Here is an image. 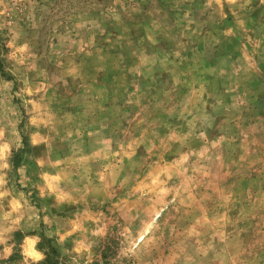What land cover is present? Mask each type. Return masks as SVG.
<instances>
[{"label": "rangeland", "instance_id": "1", "mask_svg": "<svg viewBox=\"0 0 264 264\" xmlns=\"http://www.w3.org/2000/svg\"><path fill=\"white\" fill-rule=\"evenodd\" d=\"M0 264H264V0H0Z\"/></svg>", "mask_w": 264, "mask_h": 264}]
</instances>
